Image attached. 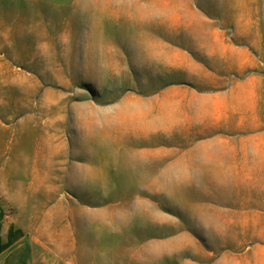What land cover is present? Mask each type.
Here are the masks:
<instances>
[{
    "label": "crops",
    "instance_id": "1",
    "mask_svg": "<svg viewBox=\"0 0 264 264\" xmlns=\"http://www.w3.org/2000/svg\"><path fill=\"white\" fill-rule=\"evenodd\" d=\"M27 1L32 4L28 13L36 5L44 8L41 23L27 13L21 24H4L5 4L0 1V264H36L20 260L28 224L20 228L18 220L50 221L51 210L42 208L51 202L52 186L75 180L76 185L94 187V135L104 133L94 129L95 123L98 128L101 124L91 99L78 104L82 111L76 115L80 128L73 150L68 151L66 132L51 136L50 119L43 123L41 141L32 116L16 120L18 100L26 102L27 113L34 111L36 89L28 61L33 63L34 56L27 54L24 63L14 52L19 27L25 28L27 42L41 41L43 50L52 44L54 57L74 60L76 66L65 61L60 67L69 74L170 73L177 78L153 97L128 92L115 103L120 111L108 121L111 140L123 145L136 140L138 154L154 158L161 168L162 154H151L148 141L176 139L170 167L192 172L190 185L199 179L216 186L211 172L251 170L264 176V24L255 19L243 24L242 14L236 18V31L250 44L246 46L244 38L232 39L230 26L212 14L221 9L222 0ZM239 3L235 0L236 12ZM168 110L171 131L165 132ZM36 190L47 195L35 200L41 203L35 209ZM215 248L190 245L192 253L181 251L184 255L172 256L177 261L171 264H264V245Z\"/></svg>",
    "mask_w": 264,
    "mask_h": 264
},
{
    "label": "rangeland",
    "instance_id": "2",
    "mask_svg": "<svg viewBox=\"0 0 264 264\" xmlns=\"http://www.w3.org/2000/svg\"><path fill=\"white\" fill-rule=\"evenodd\" d=\"M0 1L5 4L2 13L7 25H16L19 20L21 24L26 20L27 8L32 7L26 0ZM238 1L242 3L239 11L234 8L235 0H222L221 9L212 14L230 26L232 39L244 38L243 45L250 46L245 35L236 31V18L242 14L243 24L255 19L263 25L264 0ZM42 8L36 5L28 13L29 18L41 23L45 14ZM36 29L40 31L41 27ZM16 34L19 44L14 52L19 61L25 63L27 54L34 56L33 63L30 58L28 61L29 69H34L36 85L34 111L27 113L23 108L26 102L20 99L16 120L25 122L28 114L32 116L41 141V132L46 130L43 123L50 119L51 136L66 132L70 137L68 151L73 150L80 128L76 115L82 111L78 104L91 99L94 116L101 124L98 128L95 123L94 129L104 130L94 135V187L76 185L75 180H68L65 186H52L51 202L42 208L51 210L50 221L18 220L20 228L27 224L31 227H27L28 237L20 242L25 246L20 260L36 264H171L177 261L172 256L184 255L181 251L192 253L190 245L209 249L264 245V176L260 178V171L211 172L209 177L217 180L213 181L216 186L199 179L190 185L192 172L181 173L170 167V149L176 139L164 136L156 142L148 141L151 154H162L158 168L154 158L138 154L140 146L136 140L123 145L108 136L112 130L108 121L120 111L113 105L126 93L153 97L160 87L174 84L176 77L170 73L69 74V69L60 67L65 61L76 66L74 60L54 57L52 44L43 50L41 41L27 42L25 28L19 27ZM139 84L140 90L133 91ZM124 113L125 107L120 114ZM170 118L168 110L162 124L165 132L171 131ZM140 124L150 126L149 122ZM68 158H72L71 154ZM44 193L36 190L33 208L41 205L35 200L46 197ZM38 227L47 230H37Z\"/></svg>",
    "mask_w": 264,
    "mask_h": 264
}]
</instances>
